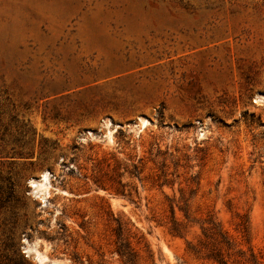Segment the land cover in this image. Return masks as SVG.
I'll return each mask as SVG.
<instances>
[{"label": "rangeland", "instance_id": "374dc122", "mask_svg": "<svg viewBox=\"0 0 264 264\" xmlns=\"http://www.w3.org/2000/svg\"><path fill=\"white\" fill-rule=\"evenodd\" d=\"M120 243L264 264V0H0V264Z\"/></svg>", "mask_w": 264, "mask_h": 264}, {"label": "trees", "instance_id": "16d2710c", "mask_svg": "<svg viewBox=\"0 0 264 264\" xmlns=\"http://www.w3.org/2000/svg\"><path fill=\"white\" fill-rule=\"evenodd\" d=\"M183 213H184V217L189 220V215L188 212L184 209V208H180ZM172 213L174 215V210L172 208ZM207 224L209 225V227L207 228H203V234L205 237H209L211 239H213L215 241V243H222L225 246H227V248H231V246L233 245L231 243V241L227 238V236L225 235L224 231L221 229L219 223L208 219ZM179 225L180 223L176 220H174V218L172 217V226L170 228L171 233L174 235H180V231H179ZM207 232L210 233L207 234ZM243 232H246V228L243 227ZM119 235V233H117ZM214 236V238H213ZM219 240H216L218 239ZM217 241V242H216ZM215 243L212 244V247L210 249V251L206 254L208 259H212L214 261H216L218 264H229L228 261L226 259H224V257L222 256V254L220 253V249H218L217 247H215ZM188 244V249L191 250L193 253H200L202 251L201 248L194 246L190 241L187 242ZM117 252L119 255H121L122 257L125 258V261L128 263H134V257L133 254L131 252V249H129V245H125L123 243H120L117 247ZM241 253V252H240Z\"/></svg>", "mask_w": 264, "mask_h": 264}, {"label": "bare ground", "instance_id": "6f19581e", "mask_svg": "<svg viewBox=\"0 0 264 264\" xmlns=\"http://www.w3.org/2000/svg\"><path fill=\"white\" fill-rule=\"evenodd\" d=\"M145 125V123L143 122V126Z\"/></svg>", "mask_w": 264, "mask_h": 264}]
</instances>
